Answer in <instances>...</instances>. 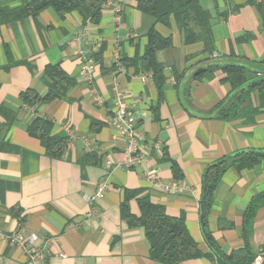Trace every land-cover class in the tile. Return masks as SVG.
<instances>
[{
    "label": "crops",
    "instance_id": "1",
    "mask_svg": "<svg viewBox=\"0 0 264 264\" xmlns=\"http://www.w3.org/2000/svg\"><path fill=\"white\" fill-rule=\"evenodd\" d=\"M26 1L0 0V7L16 8ZM200 3L210 15L211 53H203L201 42L184 44L173 21L170 27L155 25L160 36L172 41L171 49L156 54L165 77L160 95L152 78L142 79L152 76L140 68L152 20L136 9L134 0H106L97 24L82 26L76 13L60 16L47 7L34 18L0 26V234L36 235L34 248L46 250L43 264H162L150 259L144 230L129 228L121 218L126 194H135L129 201L135 217L140 214L136 199L143 197L163 206L167 216L183 215L201 256L178 264H220L201 230L202 174L219 159L264 152V113L253 124L222 121L215 109L231 90L222 82L223 73L216 70L201 79L195 75L214 65L264 61V0ZM96 54L101 62L94 60ZM116 56L121 70L115 66ZM84 60L93 61L91 83L80 71ZM54 65L73 86L65 98L29 111L20 95L32 89L44 96V71ZM114 84L124 92L144 139L164 149L153 153L147 165L157 169L162 185L176 181L174 165L183 185L180 191L150 186L143 166H124L122 141L109 124ZM38 116L52 123V135L67 139L60 158L48 157L28 135ZM103 182L106 189L92 214L86 199ZM254 200L261 205L246 219ZM205 228L219 256L244 247L255 258L261 255L264 160L249 169L224 172ZM0 264H25L20 250L1 237Z\"/></svg>",
    "mask_w": 264,
    "mask_h": 264
},
{
    "label": "trees",
    "instance_id": "2",
    "mask_svg": "<svg viewBox=\"0 0 264 264\" xmlns=\"http://www.w3.org/2000/svg\"><path fill=\"white\" fill-rule=\"evenodd\" d=\"M105 1L29 0L16 8L0 7V26L28 17L34 18L47 7L52 8L60 16L72 12L76 13L82 26L89 23L97 24ZM200 1L134 0L136 9L152 20V24L146 32L147 43L140 58V68L144 72L152 73V79L159 95L162 94L165 77L162 65L156 61V54L159 51L171 49L172 41L170 37H162L156 32V24L170 27V22L173 21L175 27L183 35L184 44L190 45L198 41L203 44L204 54L213 51L210 15L203 9ZM6 54L9 55V51L6 50ZM94 57L96 62H101L99 54ZM121 63L125 64L126 60H121ZM261 64L264 65V61ZM216 70L223 73L222 82L229 84L231 88L228 95L215 109L217 117L222 121L242 119L247 124H253L255 117L264 113V72L258 74V72L245 66L225 64L210 66L206 70H198L195 78L201 79L211 75ZM44 81L47 85V93L40 97L36 91L28 89L20 95L23 104L27 107H34L63 99L74 84L73 80L60 69L59 65L45 68ZM51 130L52 123L39 118V116L35 117L27 128L28 135L40 142L46 155L57 159L63 154L67 139L52 135ZM161 151H164L163 147ZM262 160H264V152H239L219 159L209 165L202 174L199 199L200 225L205 241L212 252L218 255L220 264H251L255 257L249 253L250 251L246 247L240 251L232 252L226 258L219 256L218 249L205 228L216 187L228 168L233 167L236 170L249 169ZM172 170L173 179L179 180V171L174 165ZM134 195L126 194L120 206L121 218L129 228L140 227L144 230L146 240L149 243L150 259L162 264H178L201 256L195 242L188 234L182 214L177 218L167 216L163 206L151 203L147 197H143L136 199L140 214L135 217L129 209V201L134 198ZM260 205L259 200H254L248 207L246 219L251 218ZM261 256L263 258L262 264H264V247L261 250ZM238 258H240V261Z\"/></svg>",
    "mask_w": 264,
    "mask_h": 264
},
{
    "label": "built area",
    "instance_id": "3",
    "mask_svg": "<svg viewBox=\"0 0 264 264\" xmlns=\"http://www.w3.org/2000/svg\"><path fill=\"white\" fill-rule=\"evenodd\" d=\"M81 53V52H80ZM115 66L121 70L119 64V58H115ZM94 65L92 60H84L81 64V72L84 76V80L88 83L92 82V73ZM151 74L143 75L142 79H151ZM112 103L114 107L113 116L110 118L112 128L115 130L118 137L123 144V151L126 155V160L123 163L125 167H144L143 177L144 180L150 186H159L164 191L175 189L180 191L182 189L181 181H173L169 185H162L158 177V171L156 168L147 165L151 156L155 152L161 151L162 145L158 142L148 143L143 137L140 129L137 127L134 117L132 116L128 104L126 102V96L124 92L119 88L117 84H114L112 89ZM100 101V98H98ZM31 111L32 108L28 107ZM106 189L105 182L99 184L93 196L88 197L86 200L90 206V213H95L94 203L97 199L101 198ZM0 237L7 243L15 246L25 258V264H43L46 258L45 248H34V243L37 240V236L33 233L30 235H24L22 232H12L7 234H0ZM262 256L255 258L252 264H262Z\"/></svg>",
    "mask_w": 264,
    "mask_h": 264
},
{
    "label": "water",
    "instance_id": "4",
    "mask_svg": "<svg viewBox=\"0 0 264 264\" xmlns=\"http://www.w3.org/2000/svg\"><path fill=\"white\" fill-rule=\"evenodd\" d=\"M229 64H238V65H241V66H245L246 68L250 69V70H254L256 72L259 73H262L264 72V65L262 64H246L245 62H235V63H229Z\"/></svg>",
    "mask_w": 264,
    "mask_h": 264
}]
</instances>
